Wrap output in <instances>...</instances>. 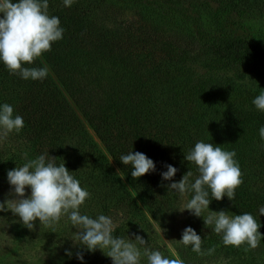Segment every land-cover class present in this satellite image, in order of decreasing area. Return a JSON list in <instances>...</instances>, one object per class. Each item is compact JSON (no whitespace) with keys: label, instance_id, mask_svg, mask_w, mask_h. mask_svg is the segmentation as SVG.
I'll list each match as a JSON object with an SVG mask.
<instances>
[{"label":"trees","instance_id":"obj_1","mask_svg":"<svg viewBox=\"0 0 264 264\" xmlns=\"http://www.w3.org/2000/svg\"><path fill=\"white\" fill-rule=\"evenodd\" d=\"M49 13L59 17L63 38L24 65L47 66L45 79H22L0 61V105H12L24 120L1 146L3 175L26 162L23 153L44 154L89 191L81 214L111 217L114 236L144 237L142 252L160 250L184 264L216 258L264 264V239L245 251L246 244L225 246L211 226L194 222L189 226L201 236L204 254L167 230L174 255L157 243L153 226L182 198L191 199L167 186L188 170L194 182L197 167L185 155L202 140L234 150L243 173L233 200L212 199L209 189V208L251 213L264 233V111L252 103L264 91V44L241 31L244 22L264 18V0H75L71 7L49 0ZM130 151L152 159L155 171L133 179L131 165L119 159ZM168 164L178 171L163 180ZM57 227L71 240L62 264L94 252L74 243L77 229L67 216Z\"/></svg>","mask_w":264,"mask_h":264},{"label":"clouds","instance_id":"obj_2","mask_svg":"<svg viewBox=\"0 0 264 264\" xmlns=\"http://www.w3.org/2000/svg\"><path fill=\"white\" fill-rule=\"evenodd\" d=\"M75 0H63L66 7H71ZM0 61L10 74L19 75L22 79L43 80L49 74V68L25 67L33 64L43 53L51 51L52 44L63 38L65 29L61 27L59 17L50 15L49 0H0ZM255 107L264 111V91L254 98ZM24 127L21 115H14V108L8 103L0 105V142L7 140L12 132L19 133ZM259 135L264 140V126L260 127ZM7 173L12 186L11 195L15 198L0 202V211H11L30 230L35 229L37 219L40 225L51 226L67 216L75 231L74 243L86 246L87 250L101 249L112 259L113 264H140L141 258H147V264H184L180 257L171 258L160 250H151L139 246L147 245L148 241L136 235L131 239L113 235L115 225L113 219L104 214L92 218L81 214L80 207L90 198V193L83 188L80 181L72 175L64 163L57 165L41 154ZM234 150H225L213 143L198 141L185 155L188 162L194 163L198 175L194 182L190 179L193 172L188 170L178 182L169 184L168 189L176 190L182 197L192 193L191 199L181 212L189 210L197 217H203L205 226L222 235L225 246L240 247L247 245L245 251L259 246L264 233L258 220L251 213L229 215L227 211H205L214 198L219 201L226 195L229 200L235 198V190L243 183V173L239 162L235 159ZM124 165H131L133 179L155 171V163L144 153L130 151L119 157ZM167 171L161 173L163 180H172L178 169L171 164L166 165ZM123 178V177H121ZM26 188L31 189L26 196ZM209 189L212 199H209ZM264 214V207L259 209ZM184 246H191L197 254L203 255L200 235L192 227L183 230L179 240ZM107 250V251H105ZM215 247L209 248L207 254L214 253ZM71 255V252L67 253ZM83 260V255L78 254Z\"/></svg>","mask_w":264,"mask_h":264},{"label":"rangeland","instance_id":"obj_3","mask_svg":"<svg viewBox=\"0 0 264 264\" xmlns=\"http://www.w3.org/2000/svg\"><path fill=\"white\" fill-rule=\"evenodd\" d=\"M244 26L245 28L241 31L244 30V33L264 44V18L248 20L244 22ZM215 78H219V76ZM2 145L3 142H0V165L3 164L5 158V156H2ZM11 191L12 186L8 182L7 175H3L0 169V202L15 198L10 194ZM27 195H30V193L26 188ZM188 200L187 198H182L177 202L170 216L164 222L153 221L157 243L165 246L174 255L176 254L173 243L167 234V230H172L173 234L181 236L183 230L189 227L190 223H204L202 216L197 217L187 209L182 212L177 209L183 207ZM211 210L209 208L203 215L206 216ZM57 225H59V222L53 223L51 226L40 225L37 219L35 229L30 230L10 210L0 211V264H62L71 240L59 235ZM78 264H113V262L110 257L98 248ZM140 264H144L143 257ZM208 264H243V262L241 259L216 258L212 259Z\"/></svg>","mask_w":264,"mask_h":264}]
</instances>
